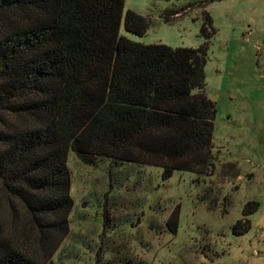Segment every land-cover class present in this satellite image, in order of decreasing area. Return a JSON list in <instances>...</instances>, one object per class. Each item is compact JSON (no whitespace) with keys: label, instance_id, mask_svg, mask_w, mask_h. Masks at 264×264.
Wrapping results in <instances>:
<instances>
[{"label":"trees","instance_id":"trees-1","mask_svg":"<svg viewBox=\"0 0 264 264\" xmlns=\"http://www.w3.org/2000/svg\"><path fill=\"white\" fill-rule=\"evenodd\" d=\"M204 18L208 40L214 30ZM150 24L124 12V0H0V187L50 258L68 234L70 153L86 165L155 167L163 180L212 168L206 44L172 49L120 35L123 25L143 36ZM240 225L249 231L239 221L234 233ZM12 242L0 226V264H38Z\"/></svg>","mask_w":264,"mask_h":264},{"label":"rangeland","instance_id":"rangeland-1","mask_svg":"<svg viewBox=\"0 0 264 264\" xmlns=\"http://www.w3.org/2000/svg\"><path fill=\"white\" fill-rule=\"evenodd\" d=\"M125 11L151 23L143 36L122 25L120 35L132 42L206 44L204 92L216 108L212 168L163 180L155 167L86 165L70 153L73 207L52 257L0 187L2 233L38 264H264V0H124ZM206 15L214 30L208 40L200 33ZM252 203L257 209L244 216ZM239 221L249 222L248 232L240 225L234 233Z\"/></svg>","mask_w":264,"mask_h":264}]
</instances>
